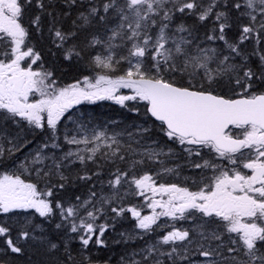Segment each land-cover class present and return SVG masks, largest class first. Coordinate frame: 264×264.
<instances>
[{"label":"snow or ice","instance_id":"obj_1","mask_svg":"<svg viewBox=\"0 0 264 264\" xmlns=\"http://www.w3.org/2000/svg\"><path fill=\"white\" fill-rule=\"evenodd\" d=\"M0 264H264V0H0Z\"/></svg>","mask_w":264,"mask_h":264},{"label":"trees","instance_id":"obj_2","mask_svg":"<svg viewBox=\"0 0 264 264\" xmlns=\"http://www.w3.org/2000/svg\"><path fill=\"white\" fill-rule=\"evenodd\" d=\"M67 79H70V77H66V80ZM87 108L90 111L97 114L103 120H110V119L119 120L128 116V113L124 109H122L119 105H116L112 101H99L95 105H87ZM124 227L127 228L129 227V225L125 224ZM114 235L115 234H113V237ZM113 237H109V239L112 240ZM119 251H120V247L113 244L112 248L110 249H99L95 251L94 256H98L99 258L104 259L109 255H111L114 260Z\"/></svg>","mask_w":264,"mask_h":264},{"label":"rangeland","instance_id":"obj_3","mask_svg":"<svg viewBox=\"0 0 264 264\" xmlns=\"http://www.w3.org/2000/svg\"><path fill=\"white\" fill-rule=\"evenodd\" d=\"M126 91V90H125ZM145 214H147V210H146V213Z\"/></svg>","mask_w":264,"mask_h":264}]
</instances>
